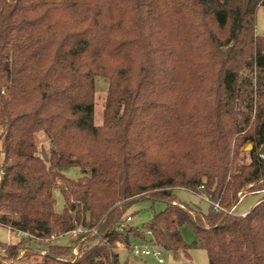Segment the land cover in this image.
Instances as JSON below:
<instances>
[{
  "label": "trees",
  "instance_id": "16d2710c",
  "mask_svg": "<svg viewBox=\"0 0 264 264\" xmlns=\"http://www.w3.org/2000/svg\"><path fill=\"white\" fill-rule=\"evenodd\" d=\"M261 6L0 0V226L31 236L1 245L0 264H20V249V260L40 257L24 264H121L116 245L129 251L131 238L175 258L198 246L208 264H264V192L245 217L226 213L239 191L264 190ZM95 77L108 81L98 127ZM38 132L51 141L47 160ZM247 143L252 150L242 152ZM67 167L83 176L70 180L59 172ZM177 189L205 197L207 212L180 202ZM141 200L165 208L141 231L118 232ZM183 225L195 235L191 245ZM78 227L87 233L74 245L43 242Z\"/></svg>",
  "mask_w": 264,
  "mask_h": 264
},
{
  "label": "rangeland",
  "instance_id": "374dc122",
  "mask_svg": "<svg viewBox=\"0 0 264 264\" xmlns=\"http://www.w3.org/2000/svg\"><path fill=\"white\" fill-rule=\"evenodd\" d=\"M255 34L258 36L264 37V6L259 7L255 13ZM108 91V81L102 77H95L94 78V96H93V103H94V115H93V124L95 126H101L103 123V113L104 107L107 97ZM34 143L38 148V151L44 153L46 157L49 156L51 150V141L46 134L43 132H38L34 136ZM251 143H247L242 146V152H250L245 151L244 148ZM252 145V144H251ZM253 148V146H252ZM3 156L0 154V164L2 165ZM248 162V160L243 161ZM59 172L65 175L70 180H76L79 177L83 176V172L76 167H67L59 169ZM2 177V169L0 170V178ZM250 187H247L238 192L237 197L239 198V202L237 204V209L234 211L235 214L241 213L244 211H248L252 208V206L263 196L264 190L260 191V193L248 191ZM175 195L179 199L180 202L187 204L189 207H193L199 209L202 213H206L209 207V203L203 200V196L193 194L187 190L177 189L175 190ZM53 196L55 198V206L54 210L56 212H61L64 207V200L57 189L53 190ZM165 208V203L161 201H152V200H141L135 202L130 206L127 210L125 216H131L132 221L129 223L130 226L138 231H141L143 225L150 222L153 214H158L163 211ZM237 212V213H236ZM182 240L185 244L191 245L196 242L195 235L188 225H183L180 229ZM20 240L17 238L16 235L10 230H7L4 227L0 226V254L2 255L3 244H10ZM146 241H149V237H146ZM56 243L60 245H74V242H71L68 236H64L59 238ZM147 242L131 238L129 243V248L134 245L143 246ZM38 251H43V249H39L38 246L33 247ZM19 250L18 262L20 264L27 263L28 261L33 262L36 260H40V257L33 258L30 257L29 260H24L20 258L23 256L24 250L21 252ZM47 252V250H44ZM115 251H117L119 256V261L121 264L128 263V264H158L157 261L152 257L146 258H136L134 259L130 253V250L126 249L124 246L118 244L116 245ZM41 255V253H40ZM163 257V264H208L206 253L203 249L198 246H195L189 253L188 256L185 257L184 255L180 254L177 258H175L171 253L164 252L162 253Z\"/></svg>",
  "mask_w": 264,
  "mask_h": 264
},
{
  "label": "built area",
  "instance_id": "2783aa9c",
  "mask_svg": "<svg viewBox=\"0 0 264 264\" xmlns=\"http://www.w3.org/2000/svg\"><path fill=\"white\" fill-rule=\"evenodd\" d=\"M259 157L264 161V155H260L258 153ZM202 189V187L200 188ZM240 198V197H239ZM241 199V198H240ZM204 200L206 202H208V200L204 197ZM209 203V202H208ZM214 207L216 209H219V206L218 204H214ZM235 211V207H231L228 211H226L227 214H232L234 213ZM247 213H242L240 214L241 217H245ZM131 216H125L123 218V220L120 222V224L118 225L117 227V231L120 232V233H123L124 231L127 230V228L130 226V222H131ZM87 233L86 230H83L82 228L78 227L77 229L67 233L65 236H68L69 239L72 241V242H76L78 238H80L81 236L85 235ZM96 232L94 231L93 234H95ZM16 235L17 238H24V237H31L29 236L27 233H24V232H20V231H17L14 233ZM147 235L149 237H151V234L148 232ZM63 236L61 237H51L50 239H46L44 240L43 242L44 243H50L51 241H55V240H58L59 238H62ZM36 241H41L40 239H36ZM23 250H21L22 252ZM41 255H45L46 252L43 250V251H40ZM130 253L133 257L135 258H146V257H152L154 258L158 264H163L164 261H163V257H162V253H163V250L157 246L155 244V242L153 241H149L147 242L145 245L143 246H138V245H134L130 248ZM72 254L73 255H76L75 253V250L73 249L72 250Z\"/></svg>",
  "mask_w": 264,
  "mask_h": 264
},
{
  "label": "water",
  "instance_id": "95a60500",
  "mask_svg": "<svg viewBox=\"0 0 264 264\" xmlns=\"http://www.w3.org/2000/svg\"><path fill=\"white\" fill-rule=\"evenodd\" d=\"M244 150H245V151H250V150H252V145H251V144H248V145L244 148ZM259 154H260V155H264V141H263V145H262L261 149L259 150ZM42 158H43L44 160H47V157H46V155H45L44 153H42Z\"/></svg>",
  "mask_w": 264,
  "mask_h": 264
},
{
  "label": "crops",
  "instance_id": "0c3cea01",
  "mask_svg": "<svg viewBox=\"0 0 264 264\" xmlns=\"http://www.w3.org/2000/svg\"><path fill=\"white\" fill-rule=\"evenodd\" d=\"M203 200H204V197H203ZM204 201H205V200H204ZM257 202H258V201H257ZM257 202H256V203H257ZM256 203H255V204H256ZM255 204H254V205H255ZM254 205H253V206H254ZM253 206H252V207H253ZM236 207H237V206H236ZM236 207H235V211H236V209H237ZM248 211H249V210H248ZM248 211H244V212H241V213H237V212H236V213L240 215V214H242V213H247ZM131 221H132V220H131ZM6 229H7V228H6ZM7 230H8V229H7ZM10 232H11V231H10ZM70 241H71V240H70ZM71 242H72V241H71Z\"/></svg>",
  "mask_w": 264,
  "mask_h": 264
}]
</instances>
